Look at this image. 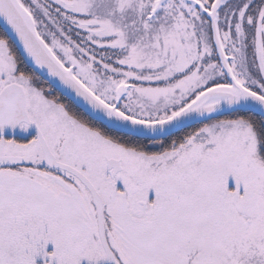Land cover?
Listing matches in <instances>:
<instances>
[{"label": "snow or ice", "instance_id": "snow-or-ice-1", "mask_svg": "<svg viewBox=\"0 0 264 264\" xmlns=\"http://www.w3.org/2000/svg\"><path fill=\"white\" fill-rule=\"evenodd\" d=\"M0 264H264V0H0Z\"/></svg>", "mask_w": 264, "mask_h": 264}]
</instances>
